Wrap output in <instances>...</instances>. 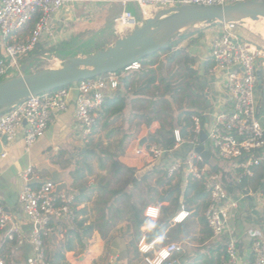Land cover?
Segmentation results:
<instances>
[{
	"label": "built area",
	"instance_id": "built-area-1",
	"mask_svg": "<svg viewBox=\"0 0 264 264\" xmlns=\"http://www.w3.org/2000/svg\"><path fill=\"white\" fill-rule=\"evenodd\" d=\"M71 0H0V78L5 79L21 72V58L28 55L38 43L52 40L57 36L55 15ZM85 2L93 0H72ZM96 1V0H95ZM109 1V0H105ZM121 14L114 18L118 33H128L141 23L153 17L161 9L184 4L218 5L241 0H118ZM134 3L136 10L129 8ZM33 22L28 34L25 28ZM239 22L222 23L213 36L210 58L217 70L224 73L223 89L229 107L216 111L207 121L198 114L191 116V125L184 136L175 129V144L165 148L151 135L138 139L136 153L157 160L165 177L174 180L183 176L200 181L208 193L205 211L207 226L215 236L222 235L229 226L231 216L239 207L240 199L234 198L227 189L234 184L227 174L232 169L241 184L244 175L253 176L254 171L264 163V126L259 117L257 98V64L264 65V49L241 37L236 31ZM121 27V29H120ZM135 62L125 70L141 69ZM123 72H107L92 78L82 79L72 85L53 89L42 94L31 95L22 103L15 104L0 116V143L3 136L8 141L22 137L26 148L43 137L53 122L55 115L75 106V118L81 127V137L88 144L100 117L105 100L120 90ZM204 115V114H203ZM207 134L206 141L211 154L226 172L213 169L196 148L201 141V133ZM146 139L143 144L141 141ZM4 156V154H3ZM218 164V163H217ZM34 169L28 167L23 173L25 186L19 193V203L27 220L31 223L32 253L26 264H54L45 244L51 234L64 232L63 224L76 218L75 196L71 192L57 190L58 183L43 180L33 184ZM182 203V210L174 217V222H183L189 215ZM146 216L156 219L159 208L149 206ZM0 230L4 238L22 245L26 236L8 205L0 201ZM159 237L146 241L143 236L139 249L146 264H173L179 261L177 253L183 251L178 241L159 244ZM152 253V254H151ZM253 259L248 264H264V242L255 240L252 244ZM238 247L229 241L226 255L221 264H239ZM0 264H15L0 256Z\"/></svg>",
	"mask_w": 264,
	"mask_h": 264
},
{
	"label": "rangeland",
	"instance_id": "rangeland-1",
	"mask_svg": "<svg viewBox=\"0 0 264 264\" xmlns=\"http://www.w3.org/2000/svg\"><path fill=\"white\" fill-rule=\"evenodd\" d=\"M94 18V21L83 20L80 23L78 21L69 23L65 29L57 31L58 36L53 39V42H49V44L41 42L43 46L34 56H23L26 59L23 61L21 58L24 62L22 64L21 61V64H28L27 72L60 67L67 57L86 55L90 53L91 49L99 46L103 38L110 39L112 34L116 35L114 22L106 20L103 16ZM31 24H28L26 31L30 29ZM262 28L264 29V18L253 22H240L237 31L243 33L253 44L264 47V37L260 33ZM72 36L70 45L67 48H60V42L71 39ZM53 45H56L58 49L50 50ZM42 47H45L46 50H41ZM177 48L178 43L173 42L172 48L160 51L159 54L152 57V60L155 61L154 65H156L153 67L157 77L155 84L148 88L144 87V81L151 76L148 73L139 78L138 76L132 77L131 89L124 88L122 90L121 93L125 95L126 104L130 105L127 108L131 107L133 113L125 110L121 116L106 118L105 125L110 122L114 123L111 129L112 136H115L114 140L106 143L105 137L107 138L109 135L108 132L106 134L103 127L101 130L94 129L93 137L87 145L93 152L87 156L78 155L75 162L70 163V168H78L86 173L82 183L86 187L92 188L88 192L92 197L89 204L77 210L78 221L84 220L85 226L93 225L95 228L87 239L86 247H76L73 252L66 253L69 264H146L144 255L139 249L140 242H137L139 254H136L134 246L131 245L135 233L131 231L133 223L130 222L129 207L132 202H136L145 212L148 204L159 205L160 197L164 195L170 184L176 183L180 177L174 180L168 179L157 160L139 155L135 150L139 138L155 134L160 128L173 127L175 129L178 127L179 115L185 111L186 96L182 95V90L187 88L185 87L187 77L190 81L198 82L195 78L197 77L196 72L189 70L193 66V69L197 70V63L188 51L184 53L193 57V61H189L184 56L185 54L171 59ZM186 60L189 62L187 63ZM129 73H131L130 70L123 71L125 77L130 75ZM20 74L21 72H18L11 77ZM143 77L144 79H142ZM140 80L143 82H139ZM140 85L143 95L137 93ZM167 85L171 88L168 92L166 91ZM262 116L263 113L259 115L261 121L264 119ZM121 156L129 158L126 160L128 164L122 161ZM84 162L90 165L91 172L85 167ZM101 164H104L103 168ZM69 181L72 183V178ZM105 185L109 190H103ZM110 190L121 192L113 195ZM70 192L76 193L78 190L74 187ZM129 192L130 194L127 196ZM162 213L161 207L160 217H164ZM149 220L154 226L159 218H149ZM104 222L107 223L103 224ZM169 226L167 228H169L170 234H172V229L176 231V228ZM63 228L66 229L64 226ZM192 230V228L189 229V231ZM68 231L69 229H66L62 233L52 235L51 241L54 247H47L50 252L63 248L66 243L65 239L68 238ZM170 236L165 237L159 244L171 241Z\"/></svg>",
	"mask_w": 264,
	"mask_h": 264
},
{
	"label": "crops",
	"instance_id": "crops-1",
	"mask_svg": "<svg viewBox=\"0 0 264 264\" xmlns=\"http://www.w3.org/2000/svg\"><path fill=\"white\" fill-rule=\"evenodd\" d=\"M128 6L130 9L136 10L134 3H130ZM121 12L122 7L118 0H93L85 2H76L71 0L67 2L65 6L55 15L57 31L60 29H65L71 22L78 21L80 23L83 20L94 21L95 18L93 19V17L96 16H103L106 20L114 22V18L117 15L121 14ZM87 16L89 17L87 18ZM32 26L33 25L31 24V27ZM26 29L27 27L24 30V34L29 33L30 29L28 31H26ZM192 29H199L203 33V39L200 41V44L192 45L187 49V51L195 58V61L197 63L196 69L198 70L197 73L200 76L198 81L202 84V87L191 86L192 88H189L187 86L186 89L184 88L182 90V95L186 96L184 104L185 111H183L184 113L179 115L177 122L178 127L175 128L180 130L181 124L186 123V121H184V118L188 110H198L200 112H203L205 119L208 121L216 111L229 107L228 102L226 101V93L223 89L222 84L224 73L215 68L214 63L210 58L211 40L213 36L220 30V27L216 24L205 23L199 24ZM115 34L120 37L125 35L126 33L120 34L115 31ZM195 35L196 34L192 36L194 37ZM43 41L42 43L49 44V42H53V39ZM187 44L188 40L185 39L178 45V48L185 47ZM155 66L156 65L150 67ZM144 70L145 68L130 70L131 73H129L130 75L126 77V82L122 79L121 88L116 92L121 93L124 88L131 89L132 84H130V81H132V77L138 76L139 78L140 76H144ZM123 77H125V75H123ZM142 79H144V77ZM139 82H143V80H140ZM188 82H190V80H188L187 77L186 83ZM137 93L139 95L144 94L142 92L141 85L138 88ZM257 98L259 101L260 95H258ZM129 106L130 105L126 104L125 109L120 114H113L107 105H103L100 113V118L97 122L95 130H101L103 127L105 133L107 134L108 132L109 135H107V138L105 137L106 143L107 141L114 140L115 136H112L113 132H111L114 123L110 122L108 125H105L104 121H106L107 117L112 118L113 116H121L125 110H127V112L129 113H133L131 107L130 109H128ZM262 113L264 116V111H262ZM135 114L137 113L135 112ZM130 117L132 118L133 115L131 114ZM261 123L264 126V119L261 121ZM188 127L186 129H188ZM81 134V127L75 118V106L74 104H71L66 111L59 112L55 115L53 122L49 126L45 135L39 138L29 148H26L25 143L20 136L12 141H1L0 201L8 205L10 211L14 216V220L18 223V225L24 232L26 239L22 245H17L14 242L6 240L0 230V256L6 258L9 261H13L15 264H26L27 257L32 253V244L30 242L31 223L24 215L18 200L19 193L25 186V180L22 178V173L28 167H32L34 169V176L32 179L34 185H36V182L38 181L52 180L57 182L58 184H63V186L65 185L63 189L68 193L75 187L78 192L71 193H73L74 196H77L78 194L80 195V198L76 197L75 200V206L77 210L78 208L84 207L86 204H89V202L91 201L92 197H90L88 192L92 188L86 187L82 183V181L86 177V173H84V177L82 179L74 183L73 175L71 174V172L75 171L76 169H72L69 167V165H71L73 161L75 162V159L78 155H80L81 157L84 156L86 150L89 149V147L87 146L89 143L86 144L83 142ZM138 145L139 144H137V146ZM84 148L86 149L85 152L83 151ZM121 157L122 161L125 164H128V161L126 160L129 158L124 156ZM217 163L220 166L224 167V164L218 162L217 159L215 164L213 165H216ZM258 168L259 167L255 169V173ZM259 171L260 170H258V172ZM255 173L253 176H249V180L252 183L247 188L242 187L241 184L237 183V174L232 169L228 168L227 174L229 178L234 182V188L230 193L234 198L240 199V204L236 212L231 216L227 230L222 235H213V233L207 226L205 220V211L208 205V193L205 197H199L193 202L185 203V209L190 212L187 218L183 221L186 226L187 234L185 237H181V239H174V241H178L181 245L183 244L182 254L184 255V257L181 258L184 259L183 264H210L212 260H215L216 262L218 260L222 261L223 256L221 255V253L226 249L229 241L231 240H234L238 247L239 264H248L253 259V242L255 240H261L264 242V213H261L260 215L258 213L251 214V211L247 210L245 205L246 195L242 191V188L247 189L250 194L254 195L258 203L261 205L262 209H264V193L261 192V190L255 191L253 189V185L256 184V180H254ZM179 177L180 179L177 182L180 183L181 188L184 190L188 183L183 176ZM70 178H72V183L71 181H69ZM83 191L86 192L83 193ZM129 194L130 192L127 194V196H129ZM193 195L194 191L192 190L188 197H191ZM85 196H88L89 198L83 199V197ZM123 196L126 197V195ZM180 201L181 206L179 207L178 212L171 219L169 226L171 228H176V231L175 229H172V234H170V230L169 228H167L161 235L156 236L160 238V242H162L165 237L171 235L170 237L172 238L177 233V224L180 222L176 223L173 219L183 209L182 203L184 202L182 197ZM164 205H169V202L159 201V205L150 203L148 204L147 208L149 206L156 207L159 208V211L161 212V207H163ZM145 212L143 210V215L145 214ZM144 216L149 219L146 214ZM158 218H160V215ZM78 219L79 213L77 211L76 218L69 220L63 224V226L66 227L67 230L69 229L68 237H73L74 233L78 231L82 233L81 230L78 227H75L73 224V221H76V223L79 222ZM130 222L132 221L130 220ZM151 226L145 225L141 228L142 237H146V235L150 232ZM190 228H192L193 230L189 231ZM131 231H134V227L131 229ZM52 235L53 234L45 238L46 247H54L53 242L51 241ZM142 237L137 240L135 235H133L131 245L137 247V242L139 243ZM73 238L75 248L86 247L88 238H85L83 240V244L80 243L77 237L74 236ZM67 239H65V242H67ZM63 247H65V244ZM74 250L68 252L70 253ZM47 251L49 255L52 256L53 251L50 252L48 248ZM62 262L68 263L66 258Z\"/></svg>",
	"mask_w": 264,
	"mask_h": 264
},
{
	"label": "water",
	"instance_id": "water-1",
	"mask_svg": "<svg viewBox=\"0 0 264 264\" xmlns=\"http://www.w3.org/2000/svg\"><path fill=\"white\" fill-rule=\"evenodd\" d=\"M264 18V0H241L233 3L218 5L184 4L161 9L144 20L132 31L118 37L105 48L90 52L86 55L67 57L60 67L44 68L35 72H27L28 64H24L21 74L0 81V116L11 106L22 103L31 95L72 85L82 79L92 78L107 72L125 70L146 56L168 49L179 35L199 24L221 25L222 23L241 22L244 19L258 21ZM261 67L257 64L258 84L261 85ZM207 134L201 133V141L196 148L203 157L215 164L216 159L211 155L206 141ZM3 141L7 140L3 136ZM145 138L141 144L145 142ZM85 148L83 151L85 152ZM93 152V150H91ZM65 186V185H64ZM59 184L57 190L64 187ZM234 184H228L232 192ZM246 195V208L251 214L264 213L254 195L242 188ZM184 259L173 264H183Z\"/></svg>",
	"mask_w": 264,
	"mask_h": 264
},
{
	"label": "trees",
	"instance_id": "trees-1",
	"mask_svg": "<svg viewBox=\"0 0 264 264\" xmlns=\"http://www.w3.org/2000/svg\"><path fill=\"white\" fill-rule=\"evenodd\" d=\"M34 20L32 21V25H33ZM210 24H214V23H210ZM238 26V25H237ZM237 26L235 28V31L243 38L247 39L245 37V35L241 32L237 31ZM196 34L194 37L192 35ZM118 38L117 35L112 34V37H110V39L108 38H103L101 40V43L99 44V46H97L94 49H91L90 52L92 51H96L102 48L107 47L108 45H110L114 40H116ZM73 39V36L71 37V39H66L60 42L61 47L60 48H67V46L70 45L71 40ZM187 39L188 40V44L185 47H180L177 50H175L173 52V55L171 56V59H174L175 56H181L182 54H185L184 56L190 60H194L193 57H189V55H187L184 52H187V49L192 46V45H198L200 44V41L203 39V33L201 32V30L199 29H190L188 30L184 35H181L180 37H177L176 39L173 40L174 43H178V45L183 41ZM248 40V39H247ZM249 41V40H248ZM173 42L170 44L169 48H172ZM251 42V41H249ZM252 43V42H251ZM253 44V43H252ZM255 45V44H254ZM41 46H43L42 43H38L36 45V47L30 52L28 53V56H34L36 52H38L41 48ZM258 46V45H256ZM259 47V46H258ZM43 49L41 50H46L44 49L45 47H42ZM264 49V47H259ZM58 49V47L56 45H53L50 50H56ZM164 51V50H162ZM159 54V52L150 55V56H146L144 58H142L141 60H139V62L142 65V69L145 68L144 70V74H150V78L147 79L146 81H144V87L148 88L150 85L155 84L157 77L155 75V69L153 66L155 64V61L152 60V57H154L155 55ZM23 61L26 59L22 58ZM21 59V61H22ZM22 61V64L24 63ZM187 63L189 62L188 60H186ZM261 71H260V78H261V85L257 84V94L260 95V100H259V115L262 113V111H264V65L261 64ZM149 68V69H147ZM190 71H194L196 72V76L195 78H197V80H199V75L197 73L198 70L193 69V67L189 68ZM125 70H120V72H123ZM2 80V78H0V81ZM123 80L126 82V77H123ZM192 88L194 87H202V84L198 81V82H193L190 81L188 83H186V87ZM192 86V87H191ZM171 88L169 87V85L166 86V91H170ZM126 98L125 96H123L121 93L115 92L113 94L112 97L107 98L104 102L105 105H107L110 110L112 111L113 114H120L126 107ZM193 114H198L202 117L203 120H205V116L203 115V112H200L198 110H188L186 112V116L184 118V121H186L185 124H181V133L185 136L188 132H187V127L191 125V116ZM180 125V124H179ZM173 132H174V128L171 127L169 129H164V128H160L159 131L155 134H151V137H154L159 143H161L165 148H171L174 146L175 144V138L173 136ZM91 153V148L86 150V153L84 154V156H87L88 154ZM85 163V167L87 169H89V171H92V168L90 167L89 164ZM101 167H104V164H101ZM213 169L217 170V171H222V174L224 176L225 181H227V177H226V172H224L222 170V168L219 166V164H216L215 166H213ZM258 170H260L258 172ZM258 170L255 173V178L254 180H256V184L253 185V189L255 191L257 190H261V192L264 193V163H262ZM71 174L73 175V180L74 183L78 182V180L82 179L84 177V172H82L81 169H76L75 171H72ZM252 182H250L249 180V176L248 175H244L241 181V186L242 187H247L251 184ZM103 190H109L107 188V185H105L103 187ZM194 191V195L191 197H188L189 194L191 193V191ZM111 193L113 195H116L118 193H120L121 191L119 190H110ZM86 191H83V193ZM207 195V192L203 186V184L200 181H194V180H189L186 188L183 190L181 188V185L179 182H176L174 184H170L169 188L165 191L164 195L160 197V201L165 202L168 201L169 205H164L162 207V211H163V215L164 217H160L158 222L153 226L152 222L146 218L143 215V209L139 207V205L136 202H132L130 207H129V214H130V220L133 223V227H134V231H135V237L137 240H139L142 237V227L145 225L151 226L150 232L146 235V241L150 242L153 239L156 238V236L161 235L166 229L167 227L170 225V221L173 218V216L177 213V211L179 210V207L181 206V197L183 198V202L184 203H189V202H193L195 201L197 198L199 197H205ZM77 198H80V195L78 194L77 196H75V200ZM85 198H89L88 196L83 197V199ZM107 222H104L103 224H105ZM73 224L75 225V227H78L82 233H80L79 231L74 233V236L78 238V240L80 241V243L83 244V240L85 238H88L90 233L94 230V226L93 225H88L85 226L84 225V220L79 221L76 223V221H73ZM73 231V230H71ZM75 232V231H73ZM187 234L186 231V226L183 222H180L177 224V233L171 238V241H174V239L179 238L181 239V237H185ZM105 234L103 233V236ZM73 236V237H74ZM73 237H68L67 242L65 243V247H63L62 249H57L55 251H53L52 254V258L54 261V264H61L62 261L65 260L66 258V252L68 251H72L75 249L74 247V243ZM135 248V252L136 254H139L138 248ZM222 256L226 255V249L221 253ZM177 258L180 260L182 257H184V255L182 254V251L177 253ZM62 264H69L67 262H63ZM210 264H221V261L218 260L217 262L215 260H212L210 262Z\"/></svg>",
	"mask_w": 264,
	"mask_h": 264
},
{
	"label": "bare ground",
	"instance_id": "bare-ground-1",
	"mask_svg": "<svg viewBox=\"0 0 264 264\" xmlns=\"http://www.w3.org/2000/svg\"><path fill=\"white\" fill-rule=\"evenodd\" d=\"M246 21H251V22H253L252 20H250V19H244V20H242L241 22H246ZM257 24V23H256ZM262 25V24H261ZM263 26V25H262ZM120 29H121V27H120ZM260 33H261V35L264 37V29L262 28V29H260Z\"/></svg>",
	"mask_w": 264,
	"mask_h": 264
}]
</instances>
